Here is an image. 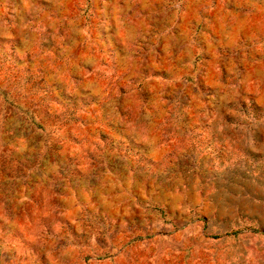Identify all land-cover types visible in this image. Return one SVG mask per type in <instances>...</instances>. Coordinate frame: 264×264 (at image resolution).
<instances>
[{"label": "rangeland", "instance_id": "1", "mask_svg": "<svg viewBox=\"0 0 264 264\" xmlns=\"http://www.w3.org/2000/svg\"><path fill=\"white\" fill-rule=\"evenodd\" d=\"M0 264H264V0H0Z\"/></svg>", "mask_w": 264, "mask_h": 264}]
</instances>
